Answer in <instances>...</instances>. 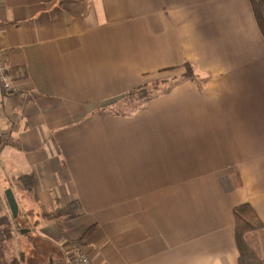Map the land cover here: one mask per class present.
<instances>
[{
    "label": "crops",
    "instance_id": "crops-1",
    "mask_svg": "<svg viewBox=\"0 0 264 264\" xmlns=\"http://www.w3.org/2000/svg\"><path fill=\"white\" fill-rule=\"evenodd\" d=\"M0 47L17 87L0 83V241L11 230L21 249L11 188L26 237L40 233L60 264L91 225L77 243L94 264H239L234 208L248 202L264 223V38L250 0H0ZM186 62L202 88L107 108ZM23 173L35 191L11 186ZM249 240L264 259V227Z\"/></svg>",
    "mask_w": 264,
    "mask_h": 264
},
{
    "label": "trees",
    "instance_id": "trees-1",
    "mask_svg": "<svg viewBox=\"0 0 264 264\" xmlns=\"http://www.w3.org/2000/svg\"><path fill=\"white\" fill-rule=\"evenodd\" d=\"M251 6L254 12V16L257 22V25L261 31V34L264 38V0H250ZM186 71L184 73V77L181 81L177 82L174 86H168L164 90L161 91V82L167 84L166 81H155L153 82L152 88L149 87V84H143L130 91L124 93L121 96H130L131 98H135V105L140 106L143 103H147L153 98L170 92L177 85L181 84L184 81H193L196 82L199 88H202L203 80L195 73L192 64L189 62L185 63ZM160 91V92H158ZM135 106V107H136ZM120 114V113H119ZM36 175L34 173H23L17 178H15L11 182V186L16 188V190H21L24 192H33L36 187ZM34 194V193H33ZM72 211L71 207H59L54 213L49 215L50 217L57 218L63 216L65 214H69ZM234 217H235V242L238 249L239 254V264H264V259L260 257L257 250L253 247L249 240V234L252 231L261 230L264 227V223L258 215L257 211L254 207L248 203L244 202L237 205L234 208ZM17 218L14 219L15 229L18 235H23L22 237H26L28 235L27 231H23L26 225L24 223H20L17 221ZM94 231V225L88 227L85 231L84 235L81 236L77 242H83L84 239L88 238ZM7 233L6 237L0 241V264H21L23 257L21 249H19V245L15 240L16 237L11 230H5ZM9 233V234H8ZM14 235V236H13ZM74 242L67 241L63 245V251L66 244ZM17 243V244H16ZM10 254V255H9ZM10 256V257H9ZM60 262V260L58 261Z\"/></svg>",
    "mask_w": 264,
    "mask_h": 264
},
{
    "label": "rangeland",
    "instance_id": "rangeland-1",
    "mask_svg": "<svg viewBox=\"0 0 264 264\" xmlns=\"http://www.w3.org/2000/svg\"><path fill=\"white\" fill-rule=\"evenodd\" d=\"M192 67H193V64H192ZM193 69L196 73V69L194 67ZM185 71H186L185 65H182L181 67H177V68L167 69L161 72L154 79H152L148 83L149 87L152 88L153 86L152 83L155 81L168 82L167 84H164L161 82V85H160L162 87L161 91L167 88L168 86L170 87L174 86L177 82L183 79L184 77L183 75ZM200 79L205 80L204 78H200ZM135 101L136 99L131 98L130 96H119L107 102V108L115 113L129 114L138 109L145 108L151 100L148 101L147 103L146 102L143 103L140 106L138 105L136 106ZM38 234L40 235V233L37 232V234L33 235L31 238L29 236L20 238L19 244L21 245V249L23 250L22 252L23 260L21 264H49L50 253L53 254L52 256L55 258L59 256L57 253V250L54 249V246L51 245V243H49V246H48L46 244V241L41 239ZM15 240L19 241L17 238ZM58 261L59 260L56 258L54 264H57Z\"/></svg>",
    "mask_w": 264,
    "mask_h": 264
},
{
    "label": "built area",
    "instance_id": "built-area-1",
    "mask_svg": "<svg viewBox=\"0 0 264 264\" xmlns=\"http://www.w3.org/2000/svg\"><path fill=\"white\" fill-rule=\"evenodd\" d=\"M0 83L5 92L12 94L17 90L11 79L7 51L0 47ZM64 253L70 264H94L91 257L83 251L82 246L77 242H70L65 245Z\"/></svg>",
    "mask_w": 264,
    "mask_h": 264
},
{
    "label": "water",
    "instance_id": "water-1",
    "mask_svg": "<svg viewBox=\"0 0 264 264\" xmlns=\"http://www.w3.org/2000/svg\"><path fill=\"white\" fill-rule=\"evenodd\" d=\"M5 196H6V199L10 207L13 218H17L19 216L20 208H19V204H18V201L15 197L13 190L11 188L7 189L5 192ZM22 230L28 231V229H22ZM50 264H54L53 258H50Z\"/></svg>",
    "mask_w": 264,
    "mask_h": 264
}]
</instances>
